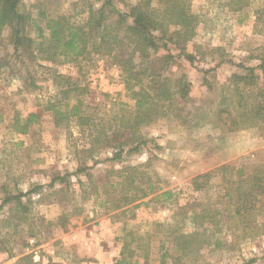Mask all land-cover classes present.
I'll return each instance as SVG.
<instances>
[{
	"label": "rangeland",
	"instance_id": "1",
	"mask_svg": "<svg viewBox=\"0 0 264 264\" xmlns=\"http://www.w3.org/2000/svg\"><path fill=\"white\" fill-rule=\"evenodd\" d=\"M102 1L22 0L18 6L31 17L27 36L38 38L40 29L47 32L49 19L68 15L80 21L90 4L98 7ZM185 1L199 18L195 35L186 43H176V39L181 41L177 35L161 39L152 56L156 57L154 70L187 84L188 99L184 102L177 93L169 114L142 128L146 141L138 148L130 140L122 148L102 144L90 151L95 123H104L122 106L125 113L135 106L112 57L43 59L33 43L16 51L11 28H0V264L31 260L38 264H117L123 246L133 240L130 232L138 238L156 234L150 264H160L161 251L156 245L166 229L158 223L173 225L179 219L175 213L180 205L188 209L209 199L218 203L217 195L241 178L239 168L248 174L264 167V116L252 124L237 115L235 102L222 104L236 73L246 75L253 69L258 76L257 87H249L250 94L259 93L263 86L264 32L256 30L255 11L264 6V0H250L239 11L233 10L231 0ZM138 2L114 1L125 11ZM177 30L170 27V32ZM164 55L167 60L162 59ZM68 81L87 90L65 93L74 87ZM76 96L82 97L87 113L97 120L82 126L71 116L70 121L58 123V109L71 107ZM224 109L232 115L219 116L218 111ZM202 111L207 117L201 116ZM18 113L22 118L36 115L27 132L15 128ZM130 133L123 129L117 141ZM222 165H230L232 171L223 175ZM135 166L139 168L137 183L145 188L152 184L155 189L139 201L113 207L114 191L119 193L121 188L114 183L128 174L123 168ZM208 172L213 174L209 187L195 190L193 178ZM37 186L41 187L31 192ZM166 190L174 195H163ZM18 195L23 205L16 199L5 202ZM63 214L69 219L65 226ZM254 219L263 224L258 233L227 222L211 238L221 244L204 245L198 259L189 258L186 263L264 264V213ZM198 229L191 219L185 220L184 230Z\"/></svg>",
	"mask_w": 264,
	"mask_h": 264
},
{
	"label": "trees",
	"instance_id": "2",
	"mask_svg": "<svg viewBox=\"0 0 264 264\" xmlns=\"http://www.w3.org/2000/svg\"><path fill=\"white\" fill-rule=\"evenodd\" d=\"M22 0H0V28L9 26L11 28V39L14 42L15 50L19 51L23 44L33 43L36 54L43 59L56 60L63 57L65 59L87 58L91 54H101L112 57L120 66L122 77L126 83V89L130 96L135 99V106L125 113L126 107H120L104 123H95V136L91 152L97 151V147L102 144H117L120 148L130 140H134L138 148L146 141L141 133L142 128L156 121L160 116H166L175 107L174 100L177 93L186 102L188 99L187 84H181L178 79H171L165 74L153 69L155 55L153 51L159 49L161 39L171 40L174 35L181 37L175 42L191 40L195 35L199 18L191 12L185 0H139L135 5L122 10L114 3L115 0H103L101 5L95 7L90 4L87 16L80 21H73L71 16L59 15L51 18L47 22V32L40 29L38 38L27 36L26 30L31 17L28 13L19 11V4ZM234 11L244 9L250 5V0H231ZM255 27L259 32H264V6L256 9ZM176 26L177 31L170 32L171 26ZM262 26V27H261ZM260 28V29H259ZM168 55L162 59L167 60ZM136 59H139L137 61ZM262 69L264 71V55L260 56ZM142 65H146L140 70ZM152 67V69H150ZM250 74H234L232 86H229L230 95L224 93L222 104L226 100L230 101L233 107L239 108L238 116L249 118L252 124L264 116V75L263 86L257 94H250L249 87H257V75L253 69ZM144 76L147 78L145 81ZM69 87L65 93L79 91L82 94L87 89L81 88L68 81ZM178 86V87H177ZM177 87V88H175ZM228 89V88H227ZM249 90V91H248ZM82 91V92H81ZM237 97V98H235ZM74 103L66 109H58V123L70 121L71 116H75L80 125L85 126L95 122L96 117L90 116L86 109L82 97L72 98ZM69 108V111L67 109ZM198 109H201L200 107ZM202 110V109H201ZM217 114V112H216ZM232 115L230 110H219L218 115ZM35 114L22 118L18 113L15 116V128L22 132H27L29 125L33 121ZM202 117H207V112L202 111ZM70 119V120H69ZM23 121V123L21 122ZM130 131V135L117 141L119 132ZM93 132V131H92ZM115 132L118 134L115 136ZM91 136V134H90ZM93 136V133H92ZM115 142V143H114ZM121 151V150H120ZM138 167H125L128 174L123 179L114 183L115 187H120L119 193L114 191L112 206L115 208L139 201L149 195L155 189L152 184L146 188L137 183ZM219 169L223 175L232 171L230 165H222ZM241 176L233 186L227 187L226 191L218 194V203L213 204L210 199L201 206L196 205L186 209L185 205H180L175 213L179 219L172 225L158 223V227H165L160 245V264H187L186 261L197 260L199 250L204 245H220L221 242L213 241L211 238L224 229L227 222H232L236 227L247 228L251 233H258L262 227L254 216L264 213V167L250 170L248 174L239 168L237 172ZM212 173L200 174L193 178L192 185L195 190L203 191L209 187V180ZM122 176V175H121ZM227 179V177H226ZM41 186L35 187L31 192L37 191ZM133 192H135L133 194ZM172 197L174 192L166 190L162 193ZM17 200V204L23 205L21 195L9 197L5 202ZM107 201H110L107 199ZM261 202H263L261 204ZM219 205V206H218ZM24 205V209H25ZM191 219L192 223L200 229L194 231L184 230L185 220ZM256 218V217H255ZM62 224L65 226L69 219L66 214L62 215ZM203 228V229H201ZM210 232H208V229ZM126 243L121 252V257L117 264H150L151 247L155 235L148 234L147 237H135ZM253 234V235H254ZM152 237V238H151ZM136 242L132 247L131 243ZM154 248V247H153ZM29 256H25L27 259ZM142 258V260H141ZM170 260V261H169ZM26 264H38L27 261Z\"/></svg>",
	"mask_w": 264,
	"mask_h": 264
}]
</instances>
